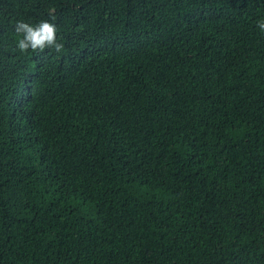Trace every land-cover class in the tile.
Listing matches in <instances>:
<instances>
[{
  "label": "trees",
  "instance_id": "16d2710c",
  "mask_svg": "<svg viewBox=\"0 0 264 264\" xmlns=\"http://www.w3.org/2000/svg\"><path fill=\"white\" fill-rule=\"evenodd\" d=\"M264 0H0V264H264ZM62 48L21 52L17 21Z\"/></svg>",
  "mask_w": 264,
  "mask_h": 264
},
{
  "label": "clouds",
  "instance_id": "9594fccd",
  "mask_svg": "<svg viewBox=\"0 0 264 264\" xmlns=\"http://www.w3.org/2000/svg\"><path fill=\"white\" fill-rule=\"evenodd\" d=\"M257 27L264 32V19L257 21ZM17 34L16 46L21 51L43 50L54 47L59 51L63 46L57 42L56 26L47 20H42L36 24H30L25 21H17L14 26Z\"/></svg>",
  "mask_w": 264,
  "mask_h": 264
}]
</instances>
